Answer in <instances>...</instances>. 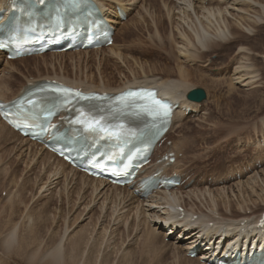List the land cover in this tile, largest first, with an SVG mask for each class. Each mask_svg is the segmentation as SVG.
I'll return each instance as SVG.
<instances>
[{"label": "rangeland", "instance_id": "rangeland-1", "mask_svg": "<svg viewBox=\"0 0 264 264\" xmlns=\"http://www.w3.org/2000/svg\"><path fill=\"white\" fill-rule=\"evenodd\" d=\"M190 1L196 3L199 0ZM163 3L174 8V18L177 17L176 13H178L176 10L177 5L183 4L179 0H131L125 3L124 5L127 4V19L115 24V45L125 60H121L123 62L121 63L119 59L111 56L108 50L95 56L92 54L81 55L80 62L84 65V67L81 65L82 71H85V61L89 59L91 62L87 63V68H89L87 71L92 73L97 83L103 80L112 82L117 86L122 85L125 79L132 80L133 75L141 78L142 73L137 68L139 64H142L143 68L159 65V69H162L165 66L166 71L164 74L168 72L173 67L172 62L174 59L170 58L169 62L167 56L174 55L173 57H176L177 55L178 58L174 42L179 43L180 41H177V34L171 28L169 18L165 16ZM155 17L163 19L161 24H157L159 28L156 27ZM173 27H175V22H173ZM156 29L164 30V32L160 31L161 37L166 38L170 44L157 45L159 39L156 36V33H158ZM170 34L173 35L171 40L169 39ZM255 35H252L253 37L248 42L240 41L238 43L251 50L252 54L262 55L264 53V26L261 25ZM238 43L235 41L219 46L217 49L214 48L203 59L209 60L210 66L208 69L212 70V73H198L207 77L210 82L194 83L195 81H193L194 86L190 90L201 89L205 92L206 98L203 102L196 104L195 107L197 108H194L195 111H193L195 113L192 112L193 114L187 115L186 118L185 116L181 117L182 120L179 123L176 121L175 128L170 134L172 141L177 137L180 139L184 137L188 143L187 150H189V154L187 156L184 154V160L183 162L180 161L179 168L187 170L189 176H195V182L192 180L189 184L191 187L188 186L178 193L175 192L180 197V205H184L188 211H190V207L193 208L194 212L204 214L208 220L213 218V220L223 224L221 227L224 229L230 221L237 222L242 217L256 218L264 211V207H261L264 205L258 207L249 205L246 206L249 210L239 212L233 206L235 199L232 200L230 192H227L233 205L230 211L218 206L216 210L217 217L216 215L213 216L212 213L210 214L207 208L208 205L205 204L203 198L200 197V200L194 202L185 195L188 194L189 190L192 192L206 190L216 192L220 187L227 191L231 189L236 192V184L249 181L252 176L254 178L258 173L261 177L264 176V149L259 147L261 145L256 144V141L259 143L264 140V60L256 55L249 62L254 67L253 69L258 72H256L258 81H256L255 88H244L239 84L228 85L230 84L228 79L230 80L233 76L234 67L236 66L235 57ZM260 43H263L262 49ZM135 44L139 48L143 44L140 49L143 52L145 50L147 52L151 51V53L141 54L133 53L129 49L126 50V46L134 47ZM160 47L166 49L167 52L171 50V53H167ZM48 56L44 60L31 58L26 62H16L11 65H7L3 59H0V79L7 80L6 82L9 83L8 89L16 90L27 79H32L31 77L42 79L45 75L53 76L49 66L51 61L57 76L69 75V78L66 77V79L74 80L80 75L71 67L79 61V57L62 56L54 59ZM43 61L47 63L46 67L41 65ZM125 62H128L129 65ZM128 66L132 71H129ZM224 69L226 70L224 71ZM194 72L196 73V71ZM216 72L222 76V79L216 77ZM158 74L156 76L160 77L161 74ZM161 77L163 78V76ZM172 78H175V76H170V79ZM212 80L225 82L212 84ZM229 114H232V116ZM180 126L181 128H179ZM11 140V142L8 141L5 144L0 143V264H53V258L49 256L47 258L46 254H48V251L52 253L58 248L61 241L63 244L61 245L63 249L62 257L65 255L66 258L62 264H69L68 254L70 251L74 254L71 256L75 257L72 259V264H96L97 262L98 264H175L177 256L178 264L184 262L183 259L186 258L184 252L181 250V254H177L175 251L176 247L183 249L184 244L176 245V236L164 238V231L156 234L158 231H154L153 220L151 219L153 214L147 208H143L145 212L142 213V211H137L136 208L130 212L131 210H128L129 206L122 210V206L118 203L105 204L107 206L102 207V198L100 200L94 199L90 190H86V192L81 190V185L72 186L74 178L71 177L72 174L68 172V169L64 170V175L69 173L66 185H64V175L55 179L51 175V171L55 168L58 169L59 166L55 162L56 160L49 158L50 156L45 152L39 151L40 148L31 150L29 144ZM255 162L258 163L257 166L253 165ZM246 165L251 167L248 174L241 173L239 180H229L231 175L236 174ZM179 168L177 172L179 171L183 175L182 172L184 171H180ZM74 177H77L75 179L78 184H82L79 174ZM184 178L185 175H183ZM192 178L186 180L184 186ZM259 185L261 186V183ZM239 189L240 191L241 189L246 190V187ZM3 193L4 196L1 195ZM123 195L124 193L121 192V197ZM204 200L209 203L207 198ZM126 201L127 204H130V197H127ZM159 211L156 210V214ZM31 217H34V219ZM45 220L46 222H44ZM83 227H85V230ZM12 231H14L13 235ZM83 234H85V237ZM170 244L171 248L169 247ZM160 246H162L161 250L163 251L159 250ZM179 258H182V260ZM156 259L157 261H155ZM190 260L186 258L183 264H199L195 259ZM56 262L60 261L56 260Z\"/></svg>", "mask_w": 264, "mask_h": 264}, {"label": "bare ground", "instance_id": "bare-ground-1", "mask_svg": "<svg viewBox=\"0 0 264 264\" xmlns=\"http://www.w3.org/2000/svg\"><path fill=\"white\" fill-rule=\"evenodd\" d=\"M95 1L98 4V6L102 8L105 15L111 20V22H113L114 24H118L119 21L117 19L116 10H115L116 5H119L121 7V9L125 13H127V7H126L127 4L126 5H124V4L130 2L131 0H95ZM179 1L183 2V4L177 5L176 10L178 13H176V15H177L176 18H174V16H175V13L173 10L174 8L166 6V4L163 3V8L165 10V16L167 18H169L171 28H173L177 34V37H178L177 41L178 40L180 41L179 43L174 42L176 49H177V52H178V58H177V55H176V57H173L174 55L173 56H171V55L167 56V59L169 62H170V58H173L174 61L172 62L173 67L168 72H166L165 74H164V72L166 71L165 66L162 69H159L160 66L159 65L156 66L154 64L155 67L150 66V67L143 68V65L139 64L137 66V68L142 73L141 78L137 77V76L135 77V75H133V76L131 75L133 77L132 80H129L127 78L128 80L125 79V82L123 81L124 83H122V85H119V86L112 84V82L103 81V80H102V82L97 83L96 80L94 79V77L92 76V73H89L87 71L89 69V68H87V63L89 64L90 60L87 59L85 61V63H86L85 64L86 65L85 71L84 70L82 71V66L84 67V65L80 62V60H81V55L86 56V55L92 54L93 56H95L97 54L104 53V50H102V51L100 50V51H95V52H80V53H65V54L61 53V54L49 55L51 58L53 57L54 59L55 58L58 59L59 57H62V56L79 57L78 58L79 61H77L71 67L73 69H75L80 75L78 74L79 75L78 77H76L77 76L76 75L75 76L76 78H74V80L73 79L72 80L66 79V77L69 78L68 77L69 75H67V74H66L67 76H65V75L57 76L55 74L56 72H55L53 62L51 61L49 66L51 68L50 70L53 73V76L45 75L43 79H51V80L55 79L57 81H60L63 84L68 85V86L80 87L85 91H108V92L116 93V92L123 90L126 87L157 88L160 91V94L164 98H168L172 102L177 103L179 105V107H178V109L174 115L173 124L169 130V132H171L175 128L176 121H177V123H179L182 120L181 117L185 116V111L183 110V107L191 110L190 113L195 111L194 108L195 109L197 108V107H195L196 106L195 103L189 102L185 97L186 93L191 88H193V86H194V84L192 82L193 81H195L194 83H203V81L204 82H210V80L207 77H204V75L198 73V72H202V73L204 72L205 74L212 73L211 72L212 70L208 69V67L210 66L209 60H203L206 57V55L209 54V52H211L214 48L217 49V48H219V46H223V45L231 43V42H235V41H236V43H238L240 41H243V42L247 41L248 42L250 40V38H252L253 36H256L255 33H256V31L258 32L260 26L261 25L264 26V0H210V1L199 0L196 3H194L193 1H190V0H179ZM2 3H3L2 0H0V8L2 7ZM211 5H213L215 7H212ZM129 6H130V4H129ZM154 21L156 22V27H158L157 24L158 23L161 24L163 19L161 17H155ZM173 22H175V27H173ZM156 31L158 32V33H156V36L159 39V43L157 44L158 46H162V45L169 43L166 38L161 37L160 31L164 32L163 29H156ZM172 36L173 35H171V34L169 35L170 40L172 39ZM256 38H259V37H256ZM153 40H152V42H153ZM154 42L156 43V41H154ZM136 44H137V42H136ZM136 44L134 45V47L126 46L127 47L126 50L129 49L133 53H141V54H143V53L150 54L151 53V51L147 52L145 50L143 52L140 49L143 44L141 45L140 48L138 47V46H140L139 43L137 44L138 46ZM238 45L239 46L237 48L238 50L236 52V57H235L236 66L234 67L233 76L231 77L230 80L228 79V81L230 83L228 85L233 86V85L239 84V86L242 85L241 87H244V88H246V87L247 88H249V87L253 88L257 84L256 81H258V77L256 75L257 71L253 69L254 67L249 62H250V59H254V56H256L258 54H252L251 50L247 49L246 47H244L240 43H238ZM262 47H263V43L261 44L260 48L262 49ZM160 48H162V47H160ZM162 49L164 51H166V49H164V48H162ZM107 50L109 51V54H111V56L119 59L120 62H121V60L124 59L123 55L118 52L115 44H113L111 46V48H109ZM173 51H174V49H173ZM167 53H171V50H170V52L168 51ZM46 56L47 55H43V56H39V57H33L32 59L44 60ZM258 56H259V58L264 60V53H262V55H258ZM1 57L2 56L0 53V59H1ZM28 60L29 59H22V60H16L15 62H7V65H11V64L16 63V62H26ZM121 63H123V62H121ZM125 63H127V65H129L128 62H125ZM134 64H135V62H134ZM41 65L46 67L47 63L45 61H43V63ZM61 66H62V64H61ZM224 66H225V64H224ZM35 69L38 70L37 68H35ZM128 69H129V66H128ZM130 70L131 69H129V71ZM225 70L226 69H224V71ZM194 71H196V73ZM59 72H60V70H59ZM159 72H160L161 76H163V78L161 76L160 77L156 76V74H158ZM100 73H101V71H100ZM133 74H135V73H133ZM160 74H158V75H160ZM216 74H217L216 77L218 79L219 78L222 79L221 78L222 76L218 72H216ZM170 76L171 77L175 76V78L170 79ZM50 77H52V78H50ZM36 79H39V78L37 77ZM224 80L226 81V79H224ZM6 81L3 79H0V99L3 101H8V100L16 97L20 93V91L22 90L23 86L25 85V82H24L16 90H10L7 87L9 83ZM225 81H213L212 80L211 83L217 84L219 82L223 83ZM226 83H228V82H226ZM190 85H192V86L190 87ZM254 104H257V103H254ZM222 113H223V111H222ZM232 114H229V115L232 116ZM53 122H56V120H54ZM179 128H181V126ZM11 139H13V141H20V143L29 144V146H30L29 148L31 150L40 147L36 143H29V141L27 139L20 137L17 133L12 131L6 124H4L0 120V141H2L0 143L5 144L6 142L10 141ZM166 141H167V139L163 142L162 146L160 148H158L157 151L159 153H161V150L164 151L165 149H167V147L164 146ZM256 144H258L257 141H256ZM187 146H188V143L186 142L184 137L181 139L179 137H177L174 141H172L171 146L169 148H171V150L173 152H175L177 158H176L175 164L173 166H167L166 168H164L165 171L177 172V169L179 168V163L181 161V158L179 159L178 155L180 153H182V149H183V154H185L187 156L189 154V150H187ZM255 147H257V146H255ZM39 151L45 152L47 155L50 156V157L48 156L49 158H53L54 160H56V163L59 166V168L58 169L55 168L51 171V175L55 179H57L58 176L62 177L65 173L64 170L68 169V172H70L72 174L71 177L74 178V182H73L72 186L81 185L80 186L81 190L82 191L85 190V192H86V190H90L91 196L92 197L94 196L93 197L94 199L100 200L102 198V207H104L105 204L110 205V203H115V204L118 203V205L122 206L121 207L122 210L125 208H128V206H129L128 210L130 209L131 210V211L129 210L130 212H132V209L136 208L137 211L138 210L142 211V213L145 212L143 208H147V210L152 212V214H153V217L151 219L153 220L152 222H153V226H154V231L155 232L158 231L156 234H160L159 233L160 231H164V233H165L167 230H170V234L172 232H175V231L177 234V232L179 231L178 228L180 227L181 224L178 223L179 224L178 225L175 223V220H174L175 217L170 212L176 204L180 205V202H179L180 197L177 196V194L175 192L160 191V192L156 193L157 195L152 196L148 200H140V198L138 196L133 195L132 191L128 190L126 187H124V188L110 187L109 185L105 184L102 181L88 178L84 174L78 173L77 171L69 168L65 163H63L59 159H56L53 154L47 152L42 147H40ZM239 151H241V150H239ZM261 152H262V150H261ZM154 169L155 168H152L151 171H153ZM58 171H60V172H58ZM179 173L181 174V172H179ZM78 174L80 175V178L82 179V184H78V181H76V179H75L77 177H74V176H77ZM263 174H264V172H263ZM64 177H65L64 178V185H66V183L68 181L69 173L68 174L66 173L64 175ZM71 177H70V179H71ZM252 177L249 181H246L242 184L241 183L236 184L235 185L236 186V188H235L236 192L234 190H231V189L227 191L224 188L220 187V189L216 190V192L209 191V190L192 192L191 190H189L188 194H186L185 196L191 198V200L194 202L200 200V197L203 198V201L205 202V204L208 205L207 208H208L209 212L212 214L215 213V215L218 217V213L216 211L218 206H221L226 211L227 210L230 211V208L233 205L231 203L230 196H228V194H227V192H230L232 200L235 199L233 206L239 212L240 211L244 212L245 210H249V208H247L246 206L251 205L253 207H258L260 205H264V176L261 177L260 173H258L257 175H255L254 178H252ZM49 178H50V176H49ZM55 179H53V180H55ZM258 182L261 183L262 187L259 185ZM243 187L244 188L246 187V190L241 189V191H240L239 188H243ZM121 192L124 193V195L122 197H121ZM127 197H130V199H131L130 204L126 203ZM205 198L208 199L211 206L209 205L208 202L206 203V200H204ZM144 203H146V204L144 205ZM201 204H202V202H201ZM261 207H264V206H261ZM44 209H46V208H44ZM74 209H75V207H74ZM101 210H102V208H101ZM156 210H160L158 212V214H156V212H155ZM126 212H127V210H126ZM128 214H129V212H128ZM193 215H197V219L194 221V223L186 222L185 226L180 229L183 231V234H184L185 230H187V229H192V231L188 234H184L182 238H180V236H179V238L176 239V245L184 244L183 249H181L179 247L175 248L176 249L175 251L177 254H181L180 252H182V251L184 252V254H186L189 250L192 249L191 245L192 244L194 245L196 242H201V243L206 244L205 245L206 248H204V251H202L198 255L197 259H195L196 262H198V263L200 262L199 259H205L208 261V260L212 259L214 256H216V257L221 256L222 257V256H225L228 254H230V255L235 254L238 251L241 254L240 255L241 258H243V256L245 254H248V251L245 248L243 250L241 249L242 243H243L242 240L244 238L246 240V239H248L249 236H253L257 233L254 230V228L251 231L249 230L253 226H251V227H249L250 225L240 226L241 220H239L238 222H232V221L228 222L226 225V228L224 229L223 227H221L223 224H221L220 222L214 221L211 219L208 220L204 214H202V213L197 214L196 212H194L193 208L190 207V211H188V218L187 219H189L190 216H193ZM44 216L46 217V215H44ZM260 216H261V214L256 217L254 224H256V222L258 221ZM40 217H41V215H40ZM31 218L34 219V217H31ZM54 218H56V217H54ZM35 219L37 220V218H35ZM75 220H76V218H75ZM185 221L186 220H184V222ZM44 222H46V220ZM210 222L213 223L212 227H208V224ZM44 224H41V225H44ZM38 225H40V224H38ZM111 225H112V223H111ZM167 226H170V227L167 229ZM39 228H41V227H39ZM83 228L85 230V227H83ZM135 230H137V229H135ZM92 231H93V229H92ZM247 231H249V232H247ZM85 232H87V231H85ZM242 232H246V233L243 235ZM11 233L13 235L14 231H12ZM193 233H195V234H193ZM79 234H80V232H79ZM152 234H153V231H152ZM84 235L85 234H83V236ZM220 235H223L226 238L224 241V245L222 246L220 251L217 250L215 253H213L216 239L219 238L217 236H220ZM241 235H243V237H242L241 241H239V238ZM76 236H77V234H76ZM80 236H82V235L80 234ZM153 237H154V235H153ZM166 237L167 236L164 235V238H166ZM105 241H106V239H105ZM61 242H59V243L61 245H63ZM227 242H229V243L227 245H225ZM239 242L241 243L240 246H239ZM155 243H156V240H155ZM65 244L67 245V243H65ZM61 245L60 246L58 245V248H56V249L54 248L55 250L52 249V250H54V251L51 250L52 253L48 251V254H46L47 258H48V256L53 258V264H62L64 262V260L66 259L64 254H63L64 256L62 257V250L63 249L61 248ZM78 245H79V243H78ZM170 246H171V244L169 245V247ZM172 246H174V245L172 244ZM55 247H57V246H55ZM147 247H148V245H147ZM161 247L162 246H160L159 250H161ZM258 247H259V252L264 250V233L258 235V245L256 244L255 250H257ZM223 248H225V249H223ZM147 249L149 250V248H147ZM140 250H141V248H140ZM161 251H163V250H161ZM76 253H78V252H76ZM171 253H173V252H171ZM68 255L66 254V256H68V259H69V264H72V261H73L72 259H74L75 257H73L71 255H74V254L72 251H70ZM132 255H130V256H132ZM106 256H108V255H106ZM161 256H160V258H161ZM54 257H55V259H54ZM113 257H115V256H113ZM107 258H109V257H107ZM176 258H178V256ZM176 258H175V260L177 261L176 263L178 264L179 260H177ZM186 258L183 259L184 262H185ZM121 259L122 258L120 257V260ZM172 259L174 260V258H172ZM179 259L182 260V258H179ZM229 259H230V257H228V260ZM56 260H58L60 262H56ZM120 260H119V262H120ZM155 261H157V259ZM220 261L228 262L227 260H224V259H221ZM127 262H128V260H127ZM158 262H159V259H158ZM122 263H124V262H122ZM183 263H181V264H183ZM96 264H98V262Z\"/></svg>", "mask_w": 264, "mask_h": 264}, {"label": "snow or ice", "instance_id": "snow-or-ice-1", "mask_svg": "<svg viewBox=\"0 0 264 264\" xmlns=\"http://www.w3.org/2000/svg\"><path fill=\"white\" fill-rule=\"evenodd\" d=\"M39 3H43L44 0H38ZM69 4H77L79 0H67ZM23 11V9H21ZM3 43H0V48L4 47ZM44 91V89H41ZM53 93L58 94V105L65 106L71 104L72 99L79 98L82 100H91L93 97L84 95L79 91H74L67 87H57L50 90ZM28 104H35L36 102L29 99ZM117 107L106 110L103 107H98L92 105L88 110L84 108L76 109L77 115L71 123L82 126L83 130L88 133H94L101 140L109 141H126L127 138L136 135V130L127 127L124 123H112L109 119V115H106V111L110 113H121V112H131V114L137 117H147L151 121H161L167 122L172 113L171 105L161 99L157 98V94L148 89L142 90H130L119 97L115 101ZM2 107V106H0ZM18 111L16 113L17 117L24 115L23 105L17 106ZM52 113L49 112V115ZM6 118L8 113H0ZM10 123H15L14 121H9ZM19 127L20 123H16ZM28 127V124H24ZM49 127H55L54 125H49ZM43 130H47L46 128Z\"/></svg>", "mask_w": 264, "mask_h": 264}, {"label": "water", "instance_id": "water-1", "mask_svg": "<svg viewBox=\"0 0 264 264\" xmlns=\"http://www.w3.org/2000/svg\"><path fill=\"white\" fill-rule=\"evenodd\" d=\"M186 99L191 102L200 103L205 99V93L201 89L192 90L186 95Z\"/></svg>", "mask_w": 264, "mask_h": 264}]
</instances>
